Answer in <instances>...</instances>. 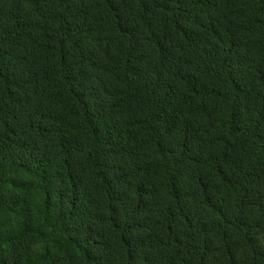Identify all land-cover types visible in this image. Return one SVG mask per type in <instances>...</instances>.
Here are the masks:
<instances>
[{"label": "trees", "instance_id": "16d2710c", "mask_svg": "<svg viewBox=\"0 0 264 264\" xmlns=\"http://www.w3.org/2000/svg\"><path fill=\"white\" fill-rule=\"evenodd\" d=\"M0 264H264V0H0Z\"/></svg>", "mask_w": 264, "mask_h": 264}]
</instances>
